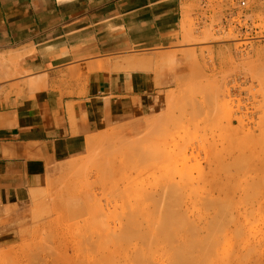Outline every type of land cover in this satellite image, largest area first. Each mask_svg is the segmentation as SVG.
Returning a JSON list of instances; mask_svg holds the SVG:
<instances>
[{
	"label": "rangeland",
	"instance_id": "1",
	"mask_svg": "<svg viewBox=\"0 0 264 264\" xmlns=\"http://www.w3.org/2000/svg\"><path fill=\"white\" fill-rule=\"evenodd\" d=\"M12 63L0 94L33 101L45 82ZM150 68L141 108L19 192L0 176V264H264V0L184 2Z\"/></svg>",
	"mask_w": 264,
	"mask_h": 264
},
{
	"label": "crops",
	"instance_id": "2",
	"mask_svg": "<svg viewBox=\"0 0 264 264\" xmlns=\"http://www.w3.org/2000/svg\"><path fill=\"white\" fill-rule=\"evenodd\" d=\"M186 1L0 0V85L12 62L46 84L33 101L0 94L4 191L19 192L8 178L37 175L90 130L141 108L154 85L149 67L178 40ZM26 145L37 164L25 162Z\"/></svg>",
	"mask_w": 264,
	"mask_h": 264
},
{
	"label": "bare ground",
	"instance_id": "3",
	"mask_svg": "<svg viewBox=\"0 0 264 264\" xmlns=\"http://www.w3.org/2000/svg\"><path fill=\"white\" fill-rule=\"evenodd\" d=\"M149 111V110H148ZM152 111V110H151ZM151 113V112H150ZM146 114H148V113H146ZM155 114V113H154ZM148 115H150V114H148ZM152 115V114H151ZM147 116V115H146ZM153 117V115L150 117V118H148V121L150 120V122H151V118ZM155 117V116H154ZM143 121H144V119H143ZM148 121L146 122V123H144V124H141V125H139L140 126V128L139 129H137V130H142V132H143V129H145V130H147L148 128H150V127H152L154 124L153 123H155V122H153L152 123V125L150 124V122L148 123ZM153 121V120H152ZM144 130V131H145ZM139 133H141V132H139ZM101 136V135H100Z\"/></svg>",
	"mask_w": 264,
	"mask_h": 264
},
{
	"label": "built area",
	"instance_id": "4",
	"mask_svg": "<svg viewBox=\"0 0 264 264\" xmlns=\"http://www.w3.org/2000/svg\"><path fill=\"white\" fill-rule=\"evenodd\" d=\"M246 4V0H237V5L243 7Z\"/></svg>",
	"mask_w": 264,
	"mask_h": 264
}]
</instances>
